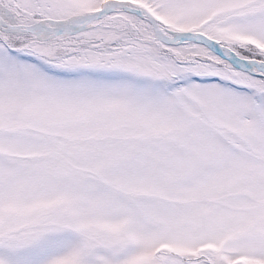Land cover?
Wrapping results in <instances>:
<instances>
[{
	"label": "snow or ice",
	"instance_id": "obj_1",
	"mask_svg": "<svg viewBox=\"0 0 264 264\" xmlns=\"http://www.w3.org/2000/svg\"><path fill=\"white\" fill-rule=\"evenodd\" d=\"M0 264H264V0H0Z\"/></svg>",
	"mask_w": 264,
	"mask_h": 264
}]
</instances>
